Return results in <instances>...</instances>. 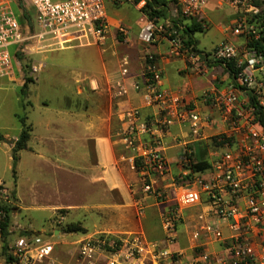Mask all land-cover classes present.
<instances>
[{"label":"built area","instance_id":"obj_1","mask_svg":"<svg viewBox=\"0 0 264 264\" xmlns=\"http://www.w3.org/2000/svg\"><path fill=\"white\" fill-rule=\"evenodd\" d=\"M35 10L32 22L23 25L10 5L0 3V80L16 74V56L30 47L34 52L60 47L85 38L103 45L108 34L107 4L122 0H28ZM233 9L235 19L232 33L244 37L246 43L237 47L222 43L211 53H197L187 46L175 29L167 38L171 54H189L193 63L213 60L227 63L239 60L242 71L234 77L225 93H205L203 98L217 111L225 132L216 137L220 143L213 151V161L203 172H195L190 165L193 141L204 137V130L213 126L211 117L203 115L181 93L161 88L162 74L152 55L146 58L144 70L146 99L156 106L152 119H142L139 109L125 113V126L120 132L124 145L132 151L133 169L138 173L142 191L159 203L170 199L158 185L169 172V162L163 152V138L174 125L188 127L192 142L185 145L179 163L184 172L172 182L177 195L163 212V229L170 245L177 243V233L184 220V209L201 207L199 224L192 232L195 256L192 264H264V127L257 120L256 108H264V55L249 46L260 41L264 33V0H220ZM209 0H178L180 12L187 18L199 17ZM142 0L138 5H145ZM167 32L143 13L138 40L150 45L156 32ZM78 37L74 36L77 35ZM82 34V35H81ZM119 34L128 36L120 27ZM49 41H57L48 44ZM14 49V50H13ZM240 58L242 60H240ZM40 67V66H39ZM34 67L35 73L42 67ZM206 68H197L204 73ZM129 74L126 62L116 84L117 96L128 93L124 80ZM136 91L139 83H133ZM243 95V97H242ZM5 214L0 211V220ZM56 223L63 224L66 216L59 213ZM3 232L0 226V264H56L50 257L54 250L51 238L32 233L19 235L3 255ZM78 254L72 264H173L179 251L150 243L140 233L114 236L97 233L79 240ZM216 246V249H208Z\"/></svg>","mask_w":264,"mask_h":264},{"label":"crops","instance_id":"obj_2","mask_svg":"<svg viewBox=\"0 0 264 264\" xmlns=\"http://www.w3.org/2000/svg\"><path fill=\"white\" fill-rule=\"evenodd\" d=\"M162 1L168 4V8L172 7V12L170 15L168 13L165 23L172 24L171 16L177 21H182L177 29L181 31L180 35H183L187 25L200 21L206 26L203 32L216 30L221 35V42L213 50L222 43H231L240 48L245 45L244 37L232 33L237 18L236 12L222 4L220 0H209L201 18L186 19H180L178 16L180 13L178 1L176 4L173 0ZM109 6L110 3L107 4L108 34L101 51V63L95 67L93 76L78 73L73 80L77 96L88 94L86 106L65 107L55 119L46 117L45 133L39 134L38 137L42 145L39 149L40 155L52 162L54 170L64 173L58 183L67 191L57 203L53 206L47 205L43 209L54 208L57 209L56 212L70 209L72 219L86 217L87 214H79L81 210L93 212L97 216L98 225L96 224L95 227L98 228L89 232L82 226L87 233L72 234L74 236L82 238L97 233L114 236L140 233L150 243L179 251L180 255L173 264H192L195 256L192 232L199 224L197 214L202 208L183 210L184 220L178 228L175 245L167 243L163 229V212L177 195L172 182L178 180L184 172L179 158L186 148L185 145L192 142L189 128L174 125L163 138V152L169 162L170 172L158 181V185L170 199L166 204L159 203L155 197L143 193L139 175L133 169L130 160L132 151L124 145L120 132L125 126V113L131 109H139L142 119H152L157 114L156 106H150L147 102L143 75L147 65L146 58L152 55L155 66L162 74L161 88L181 93L203 115L213 120V126L204 130V137L189 145L192 149L190 165L207 162L210 166L214 158L213 151L217 147L214 139L225 132L226 128L217 111L203 96L208 92L225 93L234 85V78L224 63L204 59L193 63L189 54L182 56L171 54V45L164 32L159 31L152 44H142L138 40L144 13L141 9L142 5L136 6V10L140 13L137 37H131V26L126 18L121 17L119 13H110ZM21 13L23 18L24 15L29 17V20L25 18L27 22H32L35 18L25 11ZM120 27L127 29L129 34L127 37L123 36V41L119 43L116 37ZM193 41V47L201 51L196 44L195 35ZM126 62L129 74L124 80V85L128 93L117 96L116 84L122 80L121 70ZM198 67L206 68V71L199 73ZM133 83H139L141 90L136 91L132 86ZM57 128L60 130L58 134L55 132ZM198 141L205 144L208 152L206 158L199 157L196 148ZM60 186L59 190L55 189L56 194L59 191L57 196H61L62 193ZM75 223L82 225L80 221ZM58 232L63 233L55 230V234ZM19 235H22L21 231L17 233V236ZM164 264L170 263L164 262Z\"/></svg>","mask_w":264,"mask_h":264},{"label":"rangeland","instance_id":"obj_3","mask_svg":"<svg viewBox=\"0 0 264 264\" xmlns=\"http://www.w3.org/2000/svg\"><path fill=\"white\" fill-rule=\"evenodd\" d=\"M173 1L176 4L178 0ZM1 2L10 5L23 25L27 21L21 12L35 16V10L28 0H0ZM109 3V12L119 13L126 18L131 26V37H137L140 13L136 10V0H122L116 6ZM171 9L172 7L167 10L169 15ZM178 16L180 19L187 18L181 12ZM154 20L159 26L165 25L167 32L164 33L169 35L172 24L168 25L162 19ZM170 20L175 21L178 27L182 22L173 16ZM172 29L177 30L174 27ZM180 32L178 31L179 37L182 39ZM74 36L78 37V34ZM116 40L120 43L123 36L118 33ZM195 40L201 52L206 53L212 51L222 38L216 30H212L196 33ZM55 42L57 41H49L47 45ZM105 43L98 45L92 38L82 37L63 48L52 46L41 52L31 50L33 43H29L24 52L17 53L15 76L0 80V135L4 137L0 142V208L7 209L9 216L7 233L2 235L3 240L8 245L13 244L19 231L31 232L42 238L49 236L55 246L51 261L48 262L56 264H72L78 254L77 243L81 237L65 233L66 226L80 221L83 227L93 232L98 228L95 227L98 221L93 212L86 210L79 212L82 215L87 214L86 217L72 219L70 209L57 212L54 208L43 209L47 205L53 206L67 191L58 183L64 173L54 170L52 162L40 155L39 149L42 145L38 137L45 133L46 117L55 119L65 107L86 106L88 94L77 96L73 80L78 73L93 76L95 67L101 63V51ZM39 66L42 67L41 70L35 73L33 68ZM22 119L32 127V133L28 148L19 152V162L14 167L13 148L22 131ZM59 131V128L55 129L57 134ZM196 148L200 159L207 157L205 144L198 141ZM59 186L62 189L61 196H57L59 191L57 194L55 192V189L59 190ZM1 211L6 216L5 210ZM61 212L68 219L63 224H58L55 219ZM55 230L63 233L55 234Z\"/></svg>","mask_w":264,"mask_h":264},{"label":"trees","instance_id":"obj_4","mask_svg":"<svg viewBox=\"0 0 264 264\" xmlns=\"http://www.w3.org/2000/svg\"><path fill=\"white\" fill-rule=\"evenodd\" d=\"M142 0H136V4L138 5ZM145 5L142 9V12L146 13L150 19H162L164 22L167 21L168 19V4L165 1L162 0H145ZM24 17L29 20V17L27 15H24ZM176 28L179 29V27L176 25L175 21L172 22V26L170 28ZM169 28V30H170ZM206 29V26H204L203 22L196 21L192 25H187L184 29V33L182 35V39L184 43L191 47L194 45L193 41V36L198 33V32H203ZM264 34V33H263ZM187 37V39H186ZM249 46L253 49H255L258 53H261L264 55V35L260 41H252L249 43ZM194 51L197 53H203L201 51H198L196 48H194ZM221 63V62H220ZM226 65V68L228 72L231 74V76L234 78L238 73H240L242 70L237 68V61L234 59L230 62L224 63ZM255 115L257 116V120L261 123V125L264 127V108L261 106H258L255 111ZM22 131L21 134L18 138V140L14 143V148H13V162H14V167L17 166L19 162V152L26 150L28 148V142L30 141L31 138V133H32V127L30 125H27L25 120L22 119ZM4 140V137L0 135V142ZM215 144L218 146L220 143L216 142ZM192 169L195 172H203L205 171L208 167L209 164L207 162H198L196 164H192ZM5 210L6 216L4 219L0 220V226L2 227V232L3 234L7 233V228H8V210L7 209H1ZM65 233L68 234H86L87 230L82 227L81 224L79 223H71L66 226L64 229ZM31 232H25L22 233V236H29L31 235ZM10 244L3 240V255H7L9 251Z\"/></svg>","mask_w":264,"mask_h":264}]
</instances>
